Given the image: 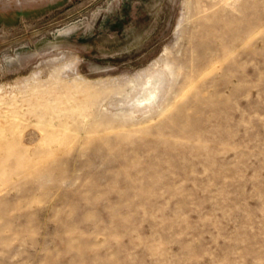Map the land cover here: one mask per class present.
<instances>
[{"label": "rangeland", "instance_id": "1", "mask_svg": "<svg viewBox=\"0 0 264 264\" xmlns=\"http://www.w3.org/2000/svg\"><path fill=\"white\" fill-rule=\"evenodd\" d=\"M0 264H264V0H0Z\"/></svg>", "mask_w": 264, "mask_h": 264}]
</instances>
